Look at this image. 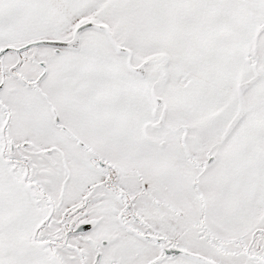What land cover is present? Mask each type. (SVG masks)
I'll return each mask as SVG.
<instances>
[{
	"label": "snow or ice",
	"instance_id": "6c2138e0",
	"mask_svg": "<svg viewBox=\"0 0 264 264\" xmlns=\"http://www.w3.org/2000/svg\"><path fill=\"white\" fill-rule=\"evenodd\" d=\"M0 264H264V0H0Z\"/></svg>",
	"mask_w": 264,
	"mask_h": 264
}]
</instances>
